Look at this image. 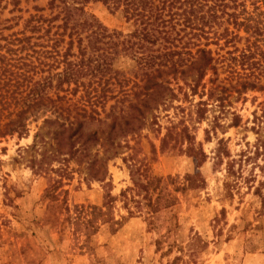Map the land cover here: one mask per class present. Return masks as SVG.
Listing matches in <instances>:
<instances>
[{
	"label": "rangeland",
	"instance_id": "374dc122",
	"mask_svg": "<svg viewBox=\"0 0 264 264\" xmlns=\"http://www.w3.org/2000/svg\"><path fill=\"white\" fill-rule=\"evenodd\" d=\"M243 1L264 34V0ZM49 3L0 0V34L51 17ZM84 13L110 30H133L103 2ZM96 45L92 52L84 36L75 39L65 88L88 112L98 102V115L77 117L79 128L70 125L76 111L69 120L64 110L42 111L28 118L27 135L0 136V264H264V90L239 94L211 72L194 83L167 76L154 103L136 59L112 54L110 71L98 72L93 54L111 50Z\"/></svg>",
	"mask_w": 264,
	"mask_h": 264
},
{
	"label": "trees",
	"instance_id": "16d2710c",
	"mask_svg": "<svg viewBox=\"0 0 264 264\" xmlns=\"http://www.w3.org/2000/svg\"><path fill=\"white\" fill-rule=\"evenodd\" d=\"M99 2L119 12L132 24L133 30L129 33L110 30L84 13L87 5ZM49 9L51 17L35 15L21 32L9 36L0 34L1 137L27 135L28 118L42 111L55 113L60 110L62 115L64 110L67 120L71 112L76 111L75 120L70 125L79 123V128L83 123L77 117L91 119L99 114L93 109L98 102L91 103L88 112L85 104L78 106L68 99L70 90L65 88L71 83L69 57H73V43L82 36L91 44L92 52L101 50L97 43L105 45V51L111 50L107 56L93 54L98 72L110 71V55L125 52L135 58L137 65L144 70L147 101L160 103L164 99V92L168 89L166 84H170L167 76L173 80L178 75L191 76L194 83L209 72L216 76V80L225 75L220 83L239 94L264 90L263 29L255 14L247 12L243 0H50ZM230 9L234 12L229 13ZM238 9L242 10L237 12ZM242 30L248 35L245 39L239 35ZM34 39L53 43L37 50L36 47L41 46L32 44ZM65 39H70L69 47L61 53L63 49L59 46ZM242 41L246 46L239 49L237 44ZM24 52L28 53L22 55ZM48 59L50 63L46 61ZM63 103L67 108L59 106ZM146 105L148 107V103ZM261 117L264 119V111ZM178 135L184 142L187 139L189 144L193 140L191 135L182 131ZM188 149L196 151L197 148L191 145ZM199 154L204 156L199 151L197 158ZM233 163H229L228 173H231ZM195 177L197 175L188 178ZM92 209L99 211L98 217L106 215L102 208ZM102 222L107 223L104 219ZM121 223L115 221L114 224L119 227Z\"/></svg>",
	"mask_w": 264,
	"mask_h": 264
}]
</instances>
